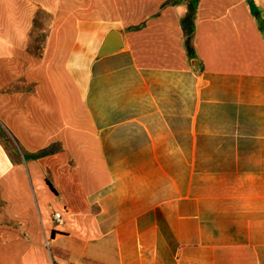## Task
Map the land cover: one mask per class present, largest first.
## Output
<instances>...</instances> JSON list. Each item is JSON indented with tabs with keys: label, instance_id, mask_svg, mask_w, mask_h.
<instances>
[{
	"label": "crops",
	"instance_id": "0c3cea01",
	"mask_svg": "<svg viewBox=\"0 0 264 264\" xmlns=\"http://www.w3.org/2000/svg\"><path fill=\"white\" fill-rule=\"evenodd\" d=\"M0 129V264H264V0H0Z\"/></svg>",
	"mask_w": 264,
	"mask_h": 264
},
{
	"label": "rangeland",
	"instance_id": "374dc122",
	"mask_svg": "<svg viewBox=\"0 0 264 264\" xmlns=\"http://www.w3.org/2000/svg\"><path fill=\"white\" fill-rule=\"evenodd\" d=\"M41 18L44 20L49 21V15L46 13H41L40 15ZM41 26V21H36L35 27L32 32V38H31V43L29 45L31 51L34 52H40L44 38L46 36V33L39 32V29ZM0 135H3V137H0L1 143H3L5 146L8 148H16L14 141L11 139L9 135H7L3 130L0 129Z\"/></svg>",
	"mask_w": 264,
	"mask_h": 264
},
{
	"label": "water",
	"instance_id": "95a60500",
	"mask_svg": "<svg viewBox=\"0 0 264 264\" xmlns=\"http://www.w3.org/2000/svg\"><path fill=\"white\" fill-rule=\"evenodd\" d=\"M121 46V37L117 32H110L103 42L100 55L111 53Z\"/></svg>",
	"mask_w": 264,
	"mask_h": 264
},
{
	"label": "built area",
	"instance_id": "2783aa9c",
	"mask_svg": "<svg viewBox=\"0 0 264 264\" xmlns=\"http://www.w3.org/2000/svg\"><path fill=\"white\" fill-rule=\"evenodd\" d=\"M53 219L54 221L57 223V224H60L61 223V214L59 212H56L53 214Z\"/></svg>",
	"mask_w": 264,
	"mask_h": 264
},
{
	"label": "trees",
	"instance_id": "16d2710c",
	"mask_svg": "<svg viewBox=\"0 0 264 264\" xmlns=\"http://www.w3.org/2000/svg\"><path fill=\"white\" fill-rule=\"evenodd\" d=\"M46 151H43V152H41V155H44V153H45ZM47 185L50 187V189L53 191V187H52V185H51V183L47 180Z\"/></svg>",
	"mask_w": 264,
	"mask_h": 264
}]
</instances>
